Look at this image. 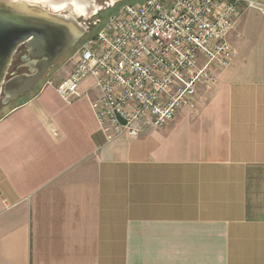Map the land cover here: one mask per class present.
Here are the masks:
<instances>
[{
	"label": "crops",
	"instance_id": "crops-1",
	"mask_svg": "<svg viewBox=\"0 0 264 264\" xmlns=\"http://www.w3.org/2000/svg\"><path fill=\"white\" fill-rule=\"evenodd\" d=\"M228 39L218 82L140 137L109 138L92 77L60 96L78 60L0 116V264H264V15Z\"/></svg>",
	"mask_w": 264,
	"mask_h": 264
},
{
	"label": "built area",
	"instance_id": "built-area-1",
	"mask_svg": "<svg viewBox=\"0 0 264 264\" xmlns=\"http://www.w3.org/2000/svg\"><path fill=\"white\" fill-rule=\"evenodd\" d=\"M166 7H168L166 9ZM256 0H141L124 2L80 45L74 70L57 84L67 102L92 77L95 115L109 138H137L165 127L200 89L219 79L236 51L228 39Z\"/></svg>",
	"mask_w": 264,
	"mask_h": 264
},
{
	"label": "water",
	"instance_id": "water-1",
	"mask_svg": "<svg viewBox=\"0 0 264 264\" xmlns=\"http://www.w3.org/2000/svg\"><path fill=\"white\" fill-rule=\"evenodd\" d=\"M118 1L111 0V5ZM91 28L76 17L49 11L34 2L0 0V96L4 103L21 98L65 55L80 44ZM27 48L29 73L9 75L15 52Z\"/></svg>",
	"mask_w": 264,
	"mask_h": 264
},
{
	"label": "rangeland",
	"instance_id": "rangeland-1",
	"mask_svg": "<svg viewBox=\"0 0 264 264\" xmlns=\"http://www.w3.org/2000/svg\"><path fill=\"white\" fill-rule=\"evenodd\" d=\"M34 1H37V2H34V3L39 4L40 6L44 7L45 9H48L49 11H53V8L54 9H60L61 8L60 5L58 6L57 4H53V5H56V6H50V4L47 3V1H42V2H41V0H34ZM76 1L78 3H80L82 6H85V7L83 9L82 8H78L77 6L73 7L72 3L75 2L74 0H72L70 3L66 2L65 6L70 7L75 12H77L79 15L73 13L72 10H62L60 13L65 14V15H71L72 17H76L78 22L83 24V25H85V26H86L85 20H87L89 18V16H91V14H95V11L97 10V8L101 7L102 5H104V2H105V0H95L96 2H93V0H86L87 2L85 0H76ZM134 1H136V0H134ZM134 1H131V0L118 1L115 5H112V7L102 11L101 15H99L100 22L97 25H95V26L92 25L93 27H90L91 28V32L87 33L86 36L94 34L100 28V26L103 24V22L111 14L116 12V10L119 8V6H121L124 2H134ZM63 3H65V2H63ZM167 8L168 7H166V9ZM84 11H86V13L84 15H81L80 13H83ZM93 18H95V15H93ZM82 41H83V39H82ZM82 41L80 42V45H81ZM80 54L81 53H80V46H79L77 49H75V51L71 54L70 57H69V55H65L62 59H60L59 62L56 63V66L54 68L50 69L45 74L43 80L40 81V83L36 87L42 86L41 83H43L45 81L51 80L53 82L54 81V77H55V71L58 70L60 65H62L67 60V62L64 63L65 65L56 72L57 74H59V73L61 74V73L65 72V70L67 71V67H68L67 63L76 62L79 59ZM15 57H16V60L14 61V64L12 66H10L9 75L8 76H12V75H15V74H20V73H29V72H31L29 65L21 64V54H17V56H15ZM97 91H98V89H97ZM20 101L21 100L17 99V100L10 101L8 103H4L3 96H0V116H2L6 111H8L11 108H13L14 106H16Z\"/></svg>",
	"mask_w": 264,
	"mask_h": 264
},
{
	"label": "flooded vegetation",
	"instance_id": "flooded-vegetation-1",
	"mask_svg": "<svg viewBox=\"0 0 264 264\" xmlns=\"http://www.w3.org/2000/svg\"><path fill=\"white\" fill-rule=\"evenodd\" d=\"M93 2H96L95 0H93ZM54 6V5H53ZM112 7L111 5V0H105L104 5H102L101 7H98V12L97 10L95 11V14H91V16H89V18L87 20H85V24L87 27H93L95 25H97L100 22V17L99 15H101V12ZM87 11V10H86ZM86 11H84L82 14H85ZM81 14V13H80ZM93 15H95V18H93ZM93 18V19H92ZM95 22V23H94ZM93 25V26H92ZM25 52V53H24ZM27 53V48L22 45L18 48V50L15 52L14 56H13V60H12V65L14 64V61L16 60L17 54H21V61H25L24 57ZM23 54V55H22ZM11 65V66H12Z\"/></svg>",
	"mask_w": 264,
	"mask_h": 264
},
{
	"label": "trees",
	"instance_id": "trees-1",
	"mask_svg": "<svg viewBox=\"0 0 264 264\" xmlns=\"http://www.w3.org/2000/svg\"><path fill=\"white\" fill-rule=\"evenodd\" d=\"M80 46V44L76 47V48H78ZM39 87H41V86H39ZM39 87H35L33 90H32V92H34V91H36ZM32 92H30V93H28V94H26L27 96L28 95H30ZM24 96V97H27V96ZM24 97H21V98H19L18 100H23L24 99ZM21 101L18 103V104H20L21 103Z\"/></svg>",
	"mask_w": 264,
	"mask_h": 264
},
{
	"label": "bare ground",
	"instance_id": "bare-ground-1",
	"mask_svg": "<svg viewBox=\"0 0 264 264\" xmlns=\"http://www.w3.org/2000/svg\"><path fill=\"white\" fill-rule=\"evenodd\" d=\"M41 1H43V0H41ZM74 1H75V2L72 3L73 7H74V6H77L78 8H82V9L85 7V6H82L80 3H78L76 0H74ZM65 4H66V3H65ZM65 4H64V5H65ZM68 5H69V4H68Z\"/></svg>",
	"mask_w": 264,
	"mask_h": 264
}]
</instances>
